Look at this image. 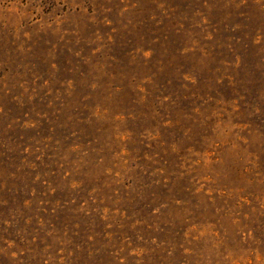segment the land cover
Segmentation results:
<instances>
[{"label":"rangeland","instance_id":"rangeland-1","mask_svg":"<svg viewBox=\"0 0 264 264\" xmlns=\"http://www.w3.org/2000/svg\"><path fill=\"white\" fill-rule=\"evenodd\" d=\"M0 264H264V0H0Z\"/></svg>","mask_w":264,"mask_h":264}]
</instances>
